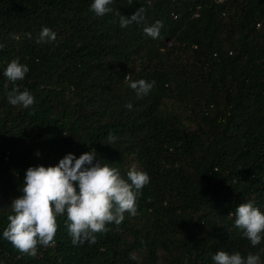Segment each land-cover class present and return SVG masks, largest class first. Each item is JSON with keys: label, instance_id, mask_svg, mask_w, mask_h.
<instances>
[{"label": "trees", "instance_id": "1", "mask_svg": "<svg viewBox=\"0 0 264 264\" xmlns=\"http://www.w3.org/2000/svg\"><path fill=\"white\" fill-rule=\"evenodd\" d=\"M92 3L0 0V264H215L219 251L264 264V240L229 216L249 201L264 213V0H113L103 17ZM140 7L144 21L122 28L117 12ZM42 27L56 40L37 43ZM13 59L23 80L3 75ZM129 74L156 84L137 97ZM13 88L34 104H8ZM93 149L125 179L149 175L137 214L76 245L59 215L35 257L4 239L27 168Z\"/></svg>", "mask_w": 264, "mask_h": 264}, {"label": "clouds", "instance_id": "2", "mask_svg": "<svg viewBox=\"0 0 264 264\" xmlns=\"http://www.w3.org/2000/svg\"><path fill=\"white\" fill-rule=\"evenodd\" d=\"M113 0H93L90 9L97 17L113 12L110 6ZM143 7L138 8L131 16L119 15L120 26L127 27L132 23L140 24L145 19ZM163 27V21H156L144 27V33L157 39ZM30 35V34H29ZM56 40V33L48 27H42L37 43ZM29 67L18 59L11 60L3 75L11 82L23 80ZM130 81V88L137 97L146 96L156 82L140 79L131 81V74L125 77ZM7 102L12 106H23L25 109L34 104L33 95L27 90L13 88L7 92ZM125 107L132 110L131 102ZM110 141L116 137L108 134ZM39 155V153H37ZM150 177L144 171L130 169L127 179L119 170L109 163L97 159L93 149L76 158L67 154L57 166L28 167L22 194L12 200V214L7 216L8 224L3 237L21 253L33 257L37 245H49L57 231V216L66 214L65 225L74 245L85 241L95 242V233L107 231L106 224L119 225L125 219V213L137 214V197L140 190L149 183ZM235 216V227L242 232L250 244L255 247L264 240V213L254 204L240 203L229 216ZM215 264H261L260 256L249 252L243 256L239 251L232 253L219 251L212 257Z\"/></svg>", "mask_w": 264, "mask_h": 264}, {"label": "built area", "instance_id": "3", "mask_svg": "<svg viewBox=\"0 0 264 264\" xmlns=\"http://www.w3.org/2000/svg\"><path fill=\"white\" fill-rule=\"evenodd\" d=\"M196 16V15H195ZM173 19H175V16H172Z\"/></svg>", "mask_w": 264, "mask_h": 264}]
</instances>
